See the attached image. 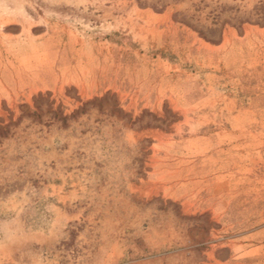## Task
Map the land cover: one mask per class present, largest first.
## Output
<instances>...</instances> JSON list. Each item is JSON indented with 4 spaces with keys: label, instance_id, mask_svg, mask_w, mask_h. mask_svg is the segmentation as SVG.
<instances>
[{
    "label": "rangeland",
    "instance_id": "obj_1",
    "mask_svg": "<svg viewBox=\"0 0 264 264\" xmlns=\"http://www.w3.org/2000/svg\"><path fill=\"white\" fill-rule=\"evenodd\" d=\"M0 264H264V0H0Z\"/></svg>",
    "mask_w": 264,
    "mask_h": 264
}]
</instances>
